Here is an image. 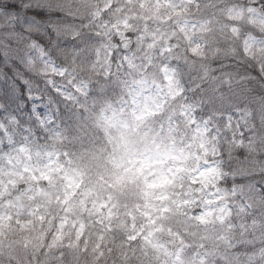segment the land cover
Masks as SVG:
<instances>
[{
    "label": "clouds",
    "instance_id": "1",
    "mask_svg": "<svg viewBox=\"0 0 264 264\" xmlns=\"http://www.w3.org/2000/svg\"><path fill=\"white\" fill-rule=\"evenodd\" d=\"M9 2L12 0H0ZM52 2L58 8L48 14L58 23L40 45L47 59L29 60L27 66L17 70L23 73L25 99L31 103L36 98L45 109L43 119L38 113L32 121L37 143L45 155L55 154L57 162L49 167L41 160L32 172L16 168L14 176L4 177L9 192L0 197V210L11 219L3 228L5 246L0 251V264H17L9 255L10 241L31 235L36 244L40 236L50 243L57 234L76 245L81 264H182L175 259L174 241L175 233L183 234V230L171 218L159 220L156 212L168 208L174 213L178 202L192 201V206L184 209L186 214H201L212 188L193 183L196 173L188 171L206 167L195 158L204 156L209 147L201 145L198 130L207 125L210 140L216 133L226 132L227 116L239 114L244 99L226 91L224 73L218 70L224 61L219 58L208 61L213 68L210 75L218 85L212 92L206 91L199 74L186 72L179 62L170 64L167 57L140 59L136 64L124 60L128 49L119 43L116 25L108 23V18L117 8L126 9L127 0H114L108 8L98 3V12L85 10L80 0ZM140 3L145 5L144 12L151 14L159 9L171 21L168 28L179 43L171 45L169 55L179 48L186 57L201 62L190 47H182L187 38L181 39L183 29L178 21L192 13L189 4L137 0V12ZM251 5L264 18V0H251ZM245 30L264 42V32L255 24L245 23ZM132 39L131 34H125L126 41ZM32 43L27 37L22 47L30 49ZM238 57L226 58L235 67V76L245 80L249 94L264 96V43L253 48L251 54L240 48ZM249 76L252 79H246ZM28 84L32 85L30 92ZM189 107L191 111L186 112ZM254 124L259 125V121ZM257 133L264 137V125L255 127L250 135ZM261 147L264 149V141ZM220 148V157L224 158L223 142ZM23 152L21 146L17 157L22 158ZM10 163L6 158L5 165ZM230 179L235 183L239 178L225 177L222 186L228 191ZM29 185L31 199L23 198L19 216L15 207H3L9 199L27 192ZM232 199L242 201L237 204L242 211L247 210L244 205L255 211L254 203L249 204L243 196ZM41 216L45 220L41 221ZM162 226L171 229L173 235L169 238L166 231L157 232L159 249L146 250L142 239L128 240L129 236L139 237L141 230L151 235ZM14 247L18 255L19 245ZM48 251L47 247L38 250L37 264ZM68 252L62 244L52 248L50 254L63 257L57 264H68Z\"/></svg>",
    "mask_w": 264,
    "mask_h": 264
},
{
    "label": "rangeland",
    "instance_id": "2",
    "mask_svg": "<svg viewBox=\"0 0 264 264\" xmlns=\"http://www.w3.org/2000/svg\"><path fill=\"white\" fill-rule=\"evenodd\" d=\"M113 2L114 0H107V2H104V0H80L85 10L92 8L96 12L99 11L97 7L98 3H103V6L108 8V5ZM116 2H119V0H116ZM169 3L181 6L189 4L191 7L192 13L190 15H183L182 19L178 21L183 29L181 39L187 38L182 47H190L192 53L200 57L201 62L197 63L194 57H186L179 48L175 50L173 55H169L173 51L171 45L177 44L179 41L172 35V28H168L171 21L167 19L166 14L161 13L159 9L148 14L144 12L145 5L143 3H140V11L137 12V0H127L126 9L117 8L112 16L108 18V23L116 25V33L120 36L119 43L122 47L128 49L124 60L129 64L139 63L140 59L153 60L167 57L170 64L179 62L185 66L186 72L199 74L198 78L200 81L206 84V91L212 92L218 85L215 81L209 86L212 77L210 73L213 72V68L208 61L213 58L223 59L226 55L235 54L240 48H243L244 52L251 54L253 48L257 47L260 43H264L257 41L251 32L245 30V23H248L255 24L259 31L264 32V18L259 16V9L251 5V0L248 3L245 0H169ZM177 12L179 13V9H177ZM22 21L23 19L20 16L6 14L0 9V46L6 47H0V55L3 57L0 60L1 65H8L12 57L19 58V55H21L22 64L25 66H27L29 60L47 59L44 56L46 50L43 49L42 55L39 51L41 44L37 41H35V47L32 46L30 49L22 47V42L27 37H31L26 32L23 33L24 36L20 41L7 44L15 37L9 36L6 30L10 29L12 24L20 26ZM38 25H41L43 28V25L40 23L36 25L33 29L36 37L42 31ZM172 27L175 28V25ZM126 33L132 35L133 39L131 41L125 40ZM149 44H151V48L148 47ZM109 54H111L110 49ZM222 66L224 65L221 63L218 66V70H221ZM224 77L225 82L230 81L228 75L224 74ZM213 80H215V77H213ZM239 81L237 85H241L243 79ZM31 88L32 85L28 84L29 92ZM243 88L240 87V93L243 92ZM245 90H248L247 86H245ZM9 99L10 97L6 103L12 104L9 107L11 110L3 111L0 117V197L6 196L9 192L4 177L14 176L16 168H24L26 171L32 172L39 166L41 160L48 162L49 167H52L57 162L55 154L45 155L41 151L37 143L38 136L36 130L32 127V121L35 120L38 113L41 115V119L46 114L42 102L36 98H32L31 103L27 100L24 103L13 100L12 102ZM185 111L190 112L191 108H186ZM256 121H259V125H264V101L259 104L256 100L252 107L245 104L239 114L227 116V131L216 133V138L210 140L209 127L207 125L198 130L201 145L208 144L209 147L205 150L204 156H196L195 158L203 162L206 167L188 169V171L196 173L193 183H202L205 187H211L212 193L203 203V210L198 216L193 217L184 211L185 207L192 206V201H188L187 203L178 202V206L175 209L178 216L184 215L188 219L191 218L190 223L193 225L192 235L188 231L187 222L185 221L181 222V226L185 228L187 237L182 238L181 235L175 233L174 243L177 249L175 259L181 261L182 264H206L204 258L209 252L202 251L205 244L201 243L197 247L186 240L192 237L195 238L201 231V228L208 227L210 224L214 226V231L206 236L204 240H210L214 236L225 239L228 237V241L235 242V245L248 247L245 251L249 252V259L253 264H264V177L254 183V185L258 186L255 191L252 188H246L243 184L234 185L232 182L230 183L231 191H228L220 183L226 176L231 177L227 170V157L225 156L234 149L241 148L247 152H253L255 160H258V168L264 170V149L261 147L264 137H260L259 133L250 135V132L259 126L254 124ZM44 122L46 123L47 121L45 120ZM225 136L229 138L224 139ZM221 142L224 144V158L220 157ZM21 146L24 148L22 158L16 155ZM12 157H16V159H12ZM6 158L11 160V163L8 165H5ZM187 158L188 155H186L185 160ZM29 164L31 167L27 166ZM31 191L32 188L29 185L27 192L18 195L15 200L9 199L8 203L4 204L3 207H15L17 209V216H19L24 208L23 198L28 197L31 199L28 196V193ZM258 192L261 193L259 196H257ZM37 194H40L39 190H37ZM236 195L243 196L248 200L249 204L254 203L255 211L252 208H248L247 205H244L247 210L242 211L237 206L242 201H233L232 199ZM37 207H44V205H38ZM230 208H234L235 210L229 211ZM33 211H36V209H33ZM153 211L156 212L155 209ZM167 212L172 213L173 210L163 208L159 212H156V216L159 220L166 221L164 213ZM29 214L32 213L30 212ZM147 218L153 224L156 223V219H153L151 216ZM8 219H11V217L0 210V251H3L5 246L3 228ZM40 220H45V217L41 216ZM16 223L20 224L21 222L17 219ZM119 227L123 228L124 225H120ZM133 227H137L135 222H133ZM108 230H112L111 224L108 225ZM159 231H166L169 238L173 235L171 229H164L162 226L151 235L141 230L139 237L129 236L128 240L142 239L146 250L148 248L159 249L161 245L155 239ZM227 232H229V235H226ZM39 241L40 243L36 244L31 235H25L17 241H10L7 245L9 255L17 260V264H26L27 260L28 263L30 261L37 264L38 250L42 251L43 247H47L49 251L44 252L46 255L43 254L39 258V264H47L45 261L49 260V257L53 258L50 254L52 248L60 247L62 244L66 246L71 244L76 248V245L68 241L62 234H57V236L52 238L50 243L45 241L44 236H40ZM14 245H19L18 255ZM77 252L79 253V251ZM26 255L31 257V259L29 260Z\"/></svg>",
    "mask_w": 264,
    "mask_h": 264
},
{
    "label": "trees",
    "instance_id": "3",
    "mask_svg": "<svg viewBox=\"0 0 264 264\" xmlns=\"http://www.w3.org/2000/svg\"><path fill=\"white\" fill-rule=\"evenodd\" d=\"M53 8H58V6L54 5L52 0H41V1L12 0V2H9L7 4L0 3V9H2L6 14L9 15L13 14L15 16H20L23 19L20 26L12 24L11 28L6 30L9 36L15 37L11 39V41L8 42L7 44L12 42H18V40L20 41V39L24 36L23 34L24 32H26L29 36H31L33 41H37L39 44H44L45 39L51 33L52 29L56 28L58 23L53 19L51 15L48 14L49 11L52 10ZM38 23L42 24L43 28L41 27V25H38L42 31L40 32L39 36L36 37L34 35L33 29L36 27ZM0 47L6 48L2 46ZM229 57H236L238 59L239 58L238 52H236L235 54L226 55L225 58L220 59L224 61L222 63V65L224 66H222L221 70L219 71L228 75L230 79V81L225 82L226 91H230L232 95L242 96L244 99V104H247L249 107H252L256 100L259 104L262 103L264 101V96L249 94V89L245 90V86H247L245 80L241 82V85H237V83L240 82L239 80L241 78L235 76L234 74L236 70L235 67L230 66L229 62L226 59ZM2 59L3 57L2 55H0V60ZM232 63L233 65L235 64L234 61ZM22 65L23 64H22L21 55H19V58L12 57L8 65L5 64L1 65L0 63V70H2L0 76V104H2V107H0V117L3 111L11 110V108L9 107L12 104L9 105L6 103L9 97H10L9 101L13 100L16 102H20L21 100L24 101L26 100L25 88L23 85H21V77L23 73L22 71L17 70L20 69ZM239 70L240 71L243 70L242 65L239 67ZM213 77L214 76L211 77L209 86L215 82V80H213ZM248 79H252V77L249 76ZM18 85L21 86L17 87ZM240 87H244L242 93H240ZM252 153L253 152H247L244 149L238 148V149H234L233 151H230L227 154V156H225L227 157L226 166H227V170L230 173L231 176L230 178H239L238 180H236L235 183H233L232 180L230 179L228 181L229 185H231L230 184L231 182L234 185L243 184V186H245L246 188H252L254 191L258 188V186L254 185V183L257 182V180L264 177V172H263L264 170H260L258 168V160H255V156H253ZM223 181L224 180L220 182L221 185ZM263 184H264V180H263ZM252 185H254L253 186L254 188L252 187ZM263 191H264V187H263ZM260 194L261 193L258 192L257 196H259ZM167 214L169 215H165L166 221L169 218H171L173 222L179 225L183 230V234H181V232H176V234L178 233L179 235H181L182 238L187 237V234L185 233V228L181 226V222L185 221L187 222L186 226L188 227V231L192 235L193 225L190 223V221L192 220L191 218L188 219L184 217V215L178 216L175 211L174 213L167 212ZM217 226L220 227L218 224ZM213 231H214V226L210 224L208 227L201 228V231L195 238L192 237L191 239L186 240V241H190L189 243H192L197 247L201 243L205 244L204 249L202 251L209 252L208 255L204 258L206 264H253L252 261L249 259V252L245 251L248 247L244 245H235V242L228 241V237L227 239H225L219 236H214L210 240H204V238L210 235ZM226 235H229V232H227ZM206 244H207V248H206ZM63 246L69 249L68 264H81V257L80 254L77 252V249L73 247V245L71 244L67 246L66 245ZM52 257L53 258L49 257L50 259L46 260L45 262L47 264H57L58 261L63 260V257H58V256H52ZM28 258L29 260L31 259V257ZM26 264H30V261L28 263L27 260ZM31 264H35V263L31 262Z\"/></svg>",
    "mask_w": 264,
    "mask_h": 264
},
{
    "label": "snow or ice",
    "instance_id": "4",
    "mask_svg": "<svg viewBox=\"0 0 264 264\" xmlns=\"http://www.w3.org/2000/svg\"><path fill=\"white\" fill-rule=\"evenodd\" d=\"M32 46L35 47L36 46V42L33 41ZM39 51L41 52V54L43 55V48L39 46Z\"/></svg>",
    "mask_w": 264,
    "mask_h": 264
}]
</instances>
